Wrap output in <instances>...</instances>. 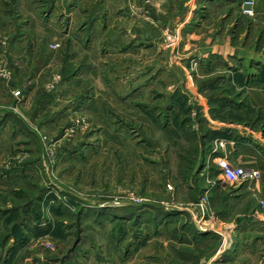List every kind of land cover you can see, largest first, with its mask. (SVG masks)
Listing matches in <instances>:
<instances>
[{
	"label": "rangeland",
	"instance_id": "1",
	"mask_svg": "<svg viewBox=\"0 0 264 264\" xmlns=\"http://www.w3.org/2000/svg\"><path fill=\"white\" fill-rule=\"evenodd\" d=\"M254 79L264 0H0V264H264Z\"/></svg>",
	"mask_w": 264,
	"mask_h": 264
},
{
	"label": "crops",
	"instance_id": "2",
	"mask_svg": "<svg viewBox=\"0 0 264 264\" xmlns=\"http://www.w3.org/2000/svg\"><path fill=\"white\" fill-rule=\"evenodd\" d=\"M258 3H260V0H258ZM95 45L96 43L94 46ZM258 80L259 79H254L253 81L258 87L255 88L253 94L255 97H253L254 99L251 98V100L252 102H255L254 109L262 112L261 114L264 116V84H261V81ZM260 85L261 87H259ZM239 127L242 128L241 126ZM243 130L245 131L244 134L241 131L242 134L240 133L239 136L245 141L248 140V142L252 144V149H239L240 158L237 162L240 163L233 162L231 159L230 161L234 165L260 171L262 178L253 185L233 187V189L237 191L235 192L236 199L234 201V212L235 215L237 214L235 218L238 219L239 217H247L248 220H251L253 223L252 227L258 228L261 234V227L264 222V207L261 206V202H264V158L254 152L253 148L264 149V137L261 134L263 129H254L253 127H249L246 129L244 128Z\"/></svg>",
	"mask_w": 264,
	"mask_h": 264
},
{
	"label": "built area",
	"instance_id": "3",
	"mask_svg": "<svg viewBox=\"0 0 264 264\" xmlns=\"http://www.w3.org/2000/svg\"><path fill=\"white\" fill-rule=\"evenodd\" d=\"M249 6H252L253 3H248ZM250 15L252 13L248 12ZM215 153L219 154V151ZM216 164L221 177V182L229 186H245L252 185L261 180L262 174L260 171L254 169H248L239 165H234L228 155L221 154L213 160ZM261 206L264 207V202H261ZM261 236L264 240V222L261 227Z\"/></svg>",
	"mask_w": 264,
	"mask_h": 264
}]
</instances>
